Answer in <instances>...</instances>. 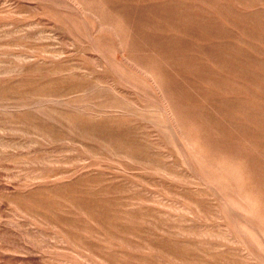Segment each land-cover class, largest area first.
Listing matches in <instances>:
<instances>
[{
  "label": "rangeland",
  "instance_id": "rangeland-1",
  "mask_svg": "<svg viewBox=\"0 0 264 264\" xmlns=\"http://www.w3.org/2000/svg\"><path fill=\"white\" fill-rule=\"evenodd\" d=\"M0 264H264V0H0Z\"/></svg>",
  "mask_w": 264,
  "mask_h": 264
}]
</instances>
